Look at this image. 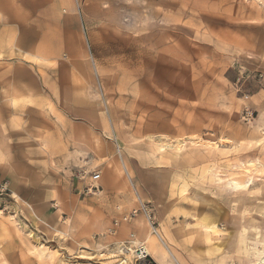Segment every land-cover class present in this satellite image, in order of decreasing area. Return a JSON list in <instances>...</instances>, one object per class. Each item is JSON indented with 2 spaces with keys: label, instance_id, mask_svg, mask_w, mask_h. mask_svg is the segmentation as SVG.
Masks as SVG:
<instances>
[{
  "label": "rangeland",
  "instance_id": "rangeland-1",
  "mask_svg": "<svg viewBox=\"0 0 264 264\" xmlns=\"http://www.w3.org/2000/svg\"><path fill=\"white\" fill-rule=\"evenodd\" d=\"M53 1L32 6L29 21L41 18L48 41L53 31L61 36L40 49L47 60L30 66L78 105L57 109L56 122L47 110L42 125L59 135L55 167L68 174L72 196L28 205L0 177V264H101L99 254L131 228L139 235L138 216L110 234L139 200L150 201L159 227L152 264L229 262L240 233L255 238L252 220L264 234V0H57L52 12ZM70 136L78 144L67 166ZM106 154L130 181L125 203L99 194ZM251 162V176L237 172ZM91 172L100 178L82 193ZM202 217L228 233L220 251L193 230Z\"/></svg>",
  "mask_w": 264,
  "mask_h": 264
},
{
  "label": "crops",
  "instance_id": "crops-1",
  "mask_svg": "<svg viewBox=\"0 0 264 264\" xmlns=\"http://www.w3.org/2000/svg\"><path fill=\"white\" fill-rule=\"evenodd\" d=\"M42 2L0 0V177L7 181L18 199L32 206L50 204L53 200L60 205L72 196L67 172V178H62L55 167L59 161L54 147L59 135L42 131V125L49 109L54 110L56 122V118L61 120L57 117L60 113L57 109L78 108L72 97L63 98L59 91L48 88L43 70H31L30 62L48 59L45 53L40 52L42 46L54 43L57 34L61 36L59 31H50L55 37L46 40V34L41 31L43 26L39 16L30 24L32 6L40 9L46 0ZM57 5L58 1H53L49 6L50 11L54 12ZM33 30L34 36L28 37ZM14 63H17V68H9ZM73 141L70 136L65 143L68 145L67 155L62 158V163L67 166L71 165V159L77 153L78 143ZM90 156L94 158L96 155L91 153ZM112 156L106 154L99 157L108 158L100 170L99 194L111 199L114 204L125 203L128 193L126 184H130V181L123 177L119 164L111 160ZM87 184L89 181L82 183V193ZM136 221L139 222L137 235L140 238L134 232L135 229L131 228L133 232L126 239L133 236L143 240L145 225L140 216Z\"/></svg>",
  "mask_w": 264,
  "mask_h": 264
},
{
  "label": "bare ground",
  "instance_id": "bare-ground-1",
  "mask_svg": "<svg viewBox=\"0 0 264 264\" xmlns=\"http://www.w3.org/2000/svg\"><path fill=\"white\" fill-rule=\"evenodd\" d=\"M190 140H196V139L194 137H192V138H190ZM173 145H174V149H175L176 153L181 152L180 151L181 150V143L179 140H176V142ZM205 145H208L209 147L212 146L210 144H205ZM158 148H159V146H158ZM161 148L162 147H160V149ZM216 149H217V147H216ZM255 165L256 164L254 162H251L249 164H243V170L237 171V172H242L245 175L251 176L253 171L256 168ZM217 171H216L217 174H223L221 172V170L218 169ZM233 185L235 188H239V184L234 183ZM30 209L32 212H34V210L32 208H30ZM35 217L37 218V216H35ZM140 217H142V216H140ZM38 220H39V218H38ZM143 220L146 223V226L148 228V234H145V233L143 234V237H144L143 240H137V239L134 240L133 245L137 246V244L143 243L147 252L149 253L150 258L152 259L148 243L152 247H154L155 242L159 241L161 243V239L157 235L153 234V231L149 227L146 220L144 218H143ZM39 221H41V220H39ZM251 224L252 225H251L250 231H251L252 235H254L255 238L248 239V238L243 237V235L240 233L236 237V239L234 240L233 244L230 246L231 250H232L231 253H232V256H237V257L242 256V257L250 260L249 261L250 264H264V234H261V233L257 234V229L259 227V224L257 221L252 220ZM192 228L194 231H198L197 233L201 237L202 242L204 244H206L207 248H209V249L221 248L222 245L224 246V244H225L224 241L226 240V237H227V239L229 238L228 233H222V231L218 228L216 219H210V218L202 217L196 221V223L192 226ZM118 241H121V240H118ZM241 243L243 244V249L239 245ZM258 243H261L263 245L262 252L257 251L255 253L254 248ZM42 247L39 246V248H38V246H37L36 251L40 250V252H42V254H43L45 249H43ZM44 248H46V247H44ZM219 251H220V249H219ZM252 251H254V254H253L254 259L253 260L250 259V256H251L250 253ZM117 252L118 251H116V250H113V252H111V250H109V251H107L106 254L100 253L99 254L100 258L98 260L101 262V264H131L130 259H131L132 252L127 253L126 255H124V257L123 256L121 257L118 254L119 252L118 253ZM164 252H166V251L164 250ZM164 252L162 250H161V252H158L159 259H161V260L165 259V255H164L165 253ZM88 255L90 256L91 254H88ZM232 256H231V258H232ZM231 258L229 257V262H226V261H224V258L221 257V259L219 261H217L215 264H240L237 262H232ZM225 259H227L226 256H225ZM152 261H153V259H152Z\"/></svg>",
  "mask_w": 264,
  "mask_h": 264
},
{
  "label": "built area",
  "instance_id": "built-area-1",
  "mask_svg": "<svg viewBox=\"0 0 264 264\" xmlns=\"http://www.w3.org/2000/svg\"><path fill=\"white\" fill-rule=\"evenodd\" d=\"M90 176L88 177L89 179V184H87V186L85 187V191L87 194L93 192L94 188V184L95 182H97L100 178V174L97 172H91V174H89ZM83 180H85V176L81 177ZM1 184V183H0ZM0 188L3 189V191L6 189V186H1ZM136 216H143L144 219L146 220V222L148 223L149 227L152 229L153 234L154 235H159L158 234V223L156 220V216L154 213V208L152 206V204L150 203V201H145V200H139L138 201V206L137 208L131 210L128 214L124 215L121 219L119 220H115L113 222V228L111 229L112 231H110V234H115L116 231L119 226L121 224H126L129 221H131L132 219H134ZM134 240H136L133 236H131V238L129 239H125V240H121V241H116L113 244H111L113 246V248L110 249L111 252L113 250L118 251L117 253L122 257H124V255H126L127 253L132 252L131 255V264H152V259L149 256V253L147 252L145 246L143 243L141 244H137V246H134ZM118 249V250H117Z\"/></svg>",
  "mask_w": 264,
  "mask_h": 264
}]
</instances>
